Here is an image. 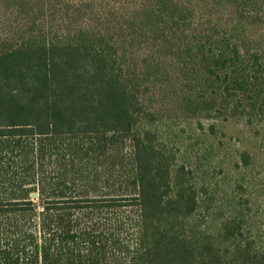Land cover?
<instances>
[{"label": "trees", "instance_id": "obj_1", "mask_svg": "<svg viewBox=\"0 0 264 264\" xmlns=\"http://www.w3.org/2000/svg\"><path fill=\"white\" fill-rule=\"evenodd\" d=\"M0 1V264H264V204L154 129L264 124V0Z\"/></svg>", "mask_w": 264, "mask_h": 264}, {"label": "rangeland", "instance_id": "obj_2", "mask_svg": "<svg viewBox=\"0 0 264 264\" xmlns=\"http://www.w3.org/2000/svg\"><path fill=\"white\" fill-rule=\"evenodd\" d=\"M0 15V36L3 37L10 33L5 25L14 26L17 21H12L14 13L2 2ZM199 124L195 119L185 121L173 115H162L154 129L158 139L176 153L179 161L206 175L199 183L217 188V200L222 202V189L238 180L243 185V195L251 204H264L263 122L218 117L202 118ZM211 124L212 132L209 130ZM242 154L248 155L247 165L243 164Z\"/></svg>", "mask_w": 264, "mask_h": 264}, {"label": "water", "instance_id": "obj_3", "mask_svg": "<svg viewBox=\"0 0 264 264\" xmlns=\"http://www.w3.org/2000/svg\"><path fill=\"white\" fill-rule=\"evenodd\" d=\"M31 195L34 197V196H36V193H35V192H33Z\"/></svg>", "mask_w": 264, "mask_h": 264}]
</instances>
